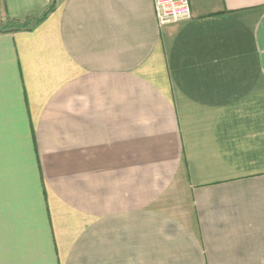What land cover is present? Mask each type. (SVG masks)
I'll use <instances>...</instances> for the list:
<instances>
[{
	"label": "crops",
	"instance_id": "0c3cea01",
	"mask_svg": "<svg viewBox=\"0 0 264 264\" xmlns=\"http://www.w3.org/2000/svg\"><path fill=\"white\" fill-rule=\"evenodd\" d=\"M156 1L0 34V264H264V0Z\"/></svg>",
	"mask_w": 264,
	"mask_h": 264
},
{
	"label": "built area",
	"instance_id": "2783aa9c",
	"mask_svg": "<svg viewBox=\"0 0 264 264\" xmlns=\"http://www.w3.org/2000/svg\"><path fill=\"white\" fill-rule=\"evenodd\" d=\"M156 12L161 25L185 22L192 18L188 0H157Z\"/></svg>",
	"mask_w": 264,
	"mask_h": 264
},
{
	"label": "trees",
	"instance_id": "16d2710c",
	"mask_svg": "<svg viewBox=\"0 0 264 264\" xmlns=\"http://www.w3.org/2000/svg\"><path fill=\"white\" fill-rule=\"evenodd\" d=\"M56 2L57 0H53L52 5L40 16H30L22 20L12 18L0 20V34L34 31L55 10Z\"/></svg>",
	"mask_w": 264,
	"mask_h": 264
}]
</instances>
